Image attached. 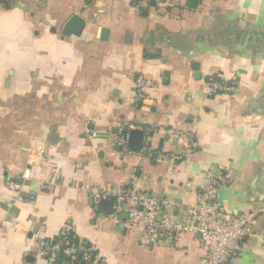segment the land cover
<instances>
[{
	"label": "crops",
	"instance_id": "crops-1",
	"mask_svg": "<svg viewBox=\"0 0 264 264\" xmlns=\"http://www.w3.org/2000/svg\"><path fill=\"white\" fill-rule=\"evenodd\" d=\"M73 14L84 27L64 35ZM209 74L239 92L206 97ZM119 129L128 141L142 130V148L124 150ZM28 165L23 190L34 193L22 202L7 182ZM218 173L225 205L256 210L232 264H264V0H3L0 264H49L38 229L47 240L71 232L103 264H203L197 234L152 242L79 185L142 191L181 215Z\"/></svg>",
	"mask_w": 264,
	"mask_h": 264
},
{
	"label": "built area",
	"instance_id": "built-area-1",
	"mask_svg": "<svg viewBox=\"0 0 264 264\" xmlns=\"http://www.w3.org/2000/svg\"><path fill=\"white\" fill-rule=\"evenodd\" d=\"M2 5L3 0H0V7ZM142 86L143 81H138V90ZM205 86L206 97L219 94L234 95L240 89L237 79L215 74L206 76ZM136 99L139 100V97ZM166 131L172 135L182 133L172 127ZM119 133L121 135L119 144L124 150H128V133H123L122 129H119ZM89 135L94 137L97 132L91 129ZM29 176L28 165L21 177L7 182V187L13 192L16 200L22 202L31 200L34 192L23 190L24 180ZM228 183L229 178L226 174H208L207 180L197 191L196 202L188 206L181 215L176 212L178 209L176 204L165 199L151 198L142 191L123 188L122 193L113 195L109 190L91 184H80L79 188L89 193L94 207H97L102 199L112 198L111 218L118 219L122 212H126V225L141 227L145 237L152 242L171 244L185 233H195L198 235V245L204 255L203 264H232L242 252L244 243L252 235L256 210L234 209L225 205L220 199V189ZM65 233L67 232L64 231L58 237L47 240L40 236V229L36 230L33 233L38 239L36 254L46 257L49 264L56 262L57 264H103L93 246L86 245L79 239L74 242V238L72 240L65 237ZM59 253L66 256V259L57 261Z\"/></svg>",
	"mask_w": 264,
	"mask_h": 264
},
{
	"label": "water",
	"instance_id": "water-1",
	"mask_svg": "<svg viewBox=\"0 0 264 264\" xmlns=\"http://www.w3.org/2000/svg\"><path fill=\"white\" fill-rule=\"evenodd\" d=\"M84 19L77 14L71 15V17L65 22L62 28V34L64 35H79L84 27ZM144 133L140 129H132L129 133V147L133 150H139L143 145ZM260 183L263 182L264 187V178L259 180ZM113 202L110 199H102L97 208L103 213L110 214L112 212Z\"/></svg>",
	"mask_w": 264,
	"mask_h": 264
},
{
	"label": "trees",
	"instance_id": "trees-1",
	"mask_svg": "<svg viewBox=\"0 0 264 264\" xmlns=\"http://www.w3.org/2000/svg\"><path fill=\"white\" fill-rule=\"evenodd\" d=\"M65 235V237H67V238H69V239H72V238H74V242H77V238L76 237H74V234H72L71 232H68V233H65L64 234ZM78 257H80V255L78 254ZM63 259H66V256H64L62 253H59L58 254V258H57V261H60V260H63ZM56 264H57V262H56Z\"/></svg>",
	"mask_w": 264,
	"mask_h": 264
},
{
	"label": "rangeland",
	"instance_id": "rangeland-1",
	"mask_svg": "<svg viewBox=\"0 0 264 264\" xmlns=\"http://www.w3.org/2000/svg\"><path fill=\"white\" fill-rule=\"evenodd\" d=\"M86 127V126H85ZM34 154H36V153H34ZM32 159H33V157H32Z\"/></svg>",
	"mask_w": 264,
	"mask_h": 264
}]
</instances>
